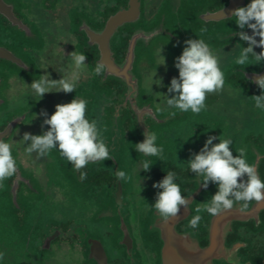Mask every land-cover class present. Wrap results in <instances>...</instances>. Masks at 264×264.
Listing matches in <instances>:
<instances>
[{"label":"flooded vegetation","instance_id":"flooded-vegetation-1","mask_svg":"<svg viewBox=\"0 0 264 264\" xmlns=\"http://www.w3.org/2000/svg\"><path fill=\"white\" fill-rule=\"evenodd\" d=\"M248 3L0 0V138L17 161L16 175L0 187V264H264V203L208 215L204 202L218 189L200 186L187 163L209 135L230 138L233 154L245 148L264 180V112L254 107L261 90L251 82L264 75V62L235 63L247 42L235 36L241 29L230 18ZM199 38L220 58L224 88L207 95L198 115L158 112L166 101L157 93L167 87L152 90V77L170 85L184 41ZM73 51L87 56L75 91L39 100L30 84L40 75L67 76ZM100 61L108 70L95 76ZM75 97L88 101L86 117L97 121L112 159L76 170L56 150L29 155L22 138L42 133L40 113L50 116ZM147 131L157 134L164 159L147 158L152 167L144 172L146 158L134 145ZM118 170L131 179L119 181ZM168 171L189 203L164 223L152 207L162 190L153 185ZM194 215L202 216L197 229L188 227Z\"/></svg>","mask_w":264,"mask_h":264},{"label":"clouds","instance_id":"clouds-1","mask_svg":"<svg viewBox=\"0 0 264 264\" xmlns=\"http://www.w3.org/2000/svg\"><path fill=\"white\" fill-rule=\"evenodd\" d=\"M230 18H234V23L241 29L235 32V36L247 42V46L240 49L235 63L239 66H250L264 62V0H250L246 6L235 9ZM244 29H251L252 34L249 35ZM201 31L207 29L203 28ZM257 47L262 51L257 53L254 50ZM86 60L84 53L73 51L70 54L69 74L62 75L59 80H52L47 74L40 75V79H35L30 84L32 93L39 97V100L43 99L46 93H72L79 82L81 71L87 67ZM164 64L165 57L160 65ZM174 67L178 69V77H173L168 86L164 85L163 78L154 79L156 75L152 77V90L154 84L161 88L167 87V93H157L166 101L164 107L157 106L158 112L168 111L170 116H175V110H178L198 115L206 108L207 95L219 92L225 86L220 58L202 38L184 41L182 53L175 58ZM107 70L106 64L100 61L96 64L93 74L102 76ZM63 71L64 69L61 70L62 73ZM251 82L261 90L260 95L253 96L254 107L264 112V75L257 74ZM87 106L86 99L75 97L69 103L57 104L55 112L50 116L47 111L40 113L45 117L41 125L42 133L23 135L22 140L27 144L25 151L29 155L36 153L37 157H42L56 150L76 170L85 168L89 163L111 160L109 147L102 138L97 121L86 117ZM36 118L38 117L34 114V119ZM44 126L49 127L43 130ZM144 137L142 142L134 145V149L146 158L143 171L149 172L152 163L147 158L157 157L162 161L164 147L157 144L158 137L155 132L147 131ZM217 139L219 142L214 143ZM232 145L230 138L220 139L209 135L199 152H193L187 161L189 171L200 178V186L208 189L210 184H214L218 189L204 202V211L213 217L231 210L237 203L242 209H247L253 201L264 203V180L260 178L255 165L248 163L247 150L240 148L236 152L237 155H234ZM16 173L17 161L13 156L12 145L0 138V187ZM116 178L123 182L130 180L131 176L123 170H118ZM176 181V173L168 171L162 180L153 185L154 188L162 190L157 191L152 207L164 223L176 218L182 207L187 210L189 198L182 195L181 187ZM200 211L198 207L196 212ZM201 220L202 216L194 215L188 227L197 229ZM2 255L0 253V259Z\"/></svg>","mask_w":264,"mask_h":264},{"label":"rangeland","instance_id":"rangeland-1","mask_svg":"<svg viewBox=\"0 0 264 264\" xmlns=\"http://www.w3.org/2000/svg\"><path fill=\"white\" fill-rule=\"evenodd\" d=\"M241 116V115H240Z\"/></svg>","mask_w":264,"mask_h":264}]
</instances>
